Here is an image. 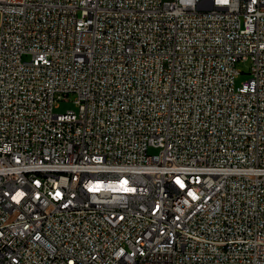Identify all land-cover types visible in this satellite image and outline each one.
Returning <instances> with one entry per match:
<instances>
[{
    "label": "built area",
    "instance_id": "2783aa9c",
    "mask_svg": "<svg viewBox=\"0 0 264 264\" xmlns=\"http://www.w3.org/2000/svg\"><path fill=\"white\" fill-rule=\"evenodd\" d=\"M0 264H264V0H0Z\"/></svg>",
    "mask_w": 264,
    "mask_h": 264
},
{
    "label": "rangeland",
    "instance_id": "374dc122",
    "mask_svg": "<svg viewBox=\"0 0 264 264\" xmlns=\"http://www.w3.org/2000/svg\"><path fill=\"white\" fill-rule=\"evenodd\" d=\"M240 70H242L244 73H242L238 79H237V84H240L244 81H247L249 79V69H250V63L246 62V63H242L240 64ZM71 100H74V96L70 97ZM76 109V105L72 102H61V104L55 109L56 113H65L68 110H75ZM152 153H156V151H151Z\"/></svg>",
    "mask_w": 264,
    "mask_h": 264
}]
</instances>
